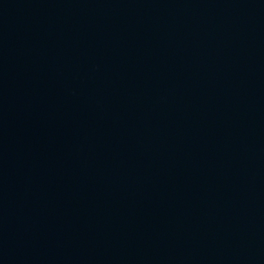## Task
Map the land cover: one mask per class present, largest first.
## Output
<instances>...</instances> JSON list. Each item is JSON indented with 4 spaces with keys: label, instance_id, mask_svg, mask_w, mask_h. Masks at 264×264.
I'll list each match as a JSON object with an SVG mask.
<instances>
[{
    "label": "water",
    "instance_id": "1",
    "mask_svg": "<svg viewBox=\"0 0 264 264\" xmlns=\"http://www.w3.org/2000/svg\"><path fill=\"white\" fill-rule=\"evenodd\" d=\"M0 264H264V0H0Z\"/></svg>",
    "mask_w": 264,
    "mask_h": 264
}]
</instances>
